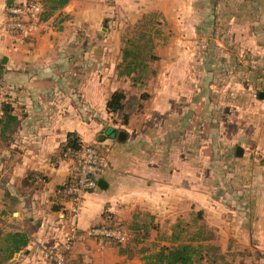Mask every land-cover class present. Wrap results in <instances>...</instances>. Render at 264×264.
<instances>
[{"label": "crops", "instance_id": "crops-1", "mask_svg": "<svg viewBox=\"0 0 264 264\" xmlns=\"http://www.w3.org/2000/svg\"><path fill=\"white\" fill-rule=\"evenodd\" d=\"M5 1L17 0H0V106L10 103L17 123L0 135V228L30 241L0 264H51L72 229L70 260L144 264L165 244L159 234L199 211L215 233L234 227V241L262 246L264 0H70L21 46L4 31ZM153 11L164 20L156 73L135 83L117 70L124 30ZM117 90L125 109L111 113ZM70 132L105 166L77 216L66 198L76 159L62 153ZM135 219L150 223L139 243L81 236Z\"/></svg>", "mask_w": 264, "mask_h": 264}, {"label": "trees", "instance_id": "trees-1", "mask_svg": "<svg viewBox=\"0 0 264 264\" xmlns=\"http://www.w3.org/2000/svg\"><path fill=\"white\" fill-rule=\"evenodd\" d=\"M36 1L32 0L31 2ZM43 10L40 13V20L50 17L55 11L63 8L70 0H39ZM163 17L159 12L153 11L144 14L137 23L131 27L130 31L124 33L122 60L117 66L119 76L130 77L135 83H144L156 72L152 64L158 59L154 52L156 40L164 36ZM128 28V27H127ZM128 33V34H127ZM144 97V95H143ZM126 94L123 90L115 91L107 102V110L117 113L125 109ZM0 135L5 138V133L12 131L17 123V118L13 115V107L10 103L1 104ZM129 115H124V123H127ZM83 149L81 137L76 132H70L66 143L62 146V153L71 152L74 154L75 162ZM193 221L179 219L172 227L171 234L161 236V239L168 241L157 250L145 256L144 264H196V257L203 249L213 247L208 245V241L214 237V231L205 224H200L203 220L201 211L193 214ZM118 224L128 235L125 244L139 243L148 236V226L136 219L130 223L129 227L122 222L110 221L106 224L113 226ZM194 227V228H192ZM143 230V231H142ZM30 241L28 233L24 231H12L3 233L0 228V259L6 261L15 253L25 248ZM109 244L116 246L123 245L117 240H109Z\"/></svg>", "mask_w": 264, "mask_h": 264}, {"label": "built area", "instance_id": "built-area-1", "mask_svg": "<svg viewBox=\"0 0 264 264\" xmlns=\"http://www.w3.org/2000/svg\"><path fill=\"white\" fill-rule=\"evenodd\" d=\"M31 12V28L36 25L37 20L40 18V13L43 10L42 4L39 0L31 2L28 7ZM14 13H18V10ZM6 26L11 30H19L23 32L27 25L23 19L10 20ZM1 106H0V118H1ZM105 166L103 164L102 155L98 149L93 145H85L77 158L76 163L71 169L73 175V183L66 190V198L69 203V208L74 216H77L80 204L83 201L85 195L98 188V181L103 172ZM82 238L96 239L100 242H106L109 240H118L125 243L128 240V235L125 230L118 224L109 225H94L87 228L82 233ZM80 237V236H78ZM74 229L72 233L67 237L65 243L53 251L47 254V258L51 264H80L73 260H70L67 256V252L71 243L78 238Z\"/></svg>", "mask_w": 264, "mask_h": 264}, {"label": "rangeland", "instance_id": "rangeland-1", "mask_svg": "<svg viewBox=\"0 0 264 264\" xmlns=\"http://www.w3.org/2000/svg\"><path fill=\"white\" fill-rule=\"evenodd\" d=\"M14 2L15 1L12 2V6H7V3L5 1V7L8 9L10 15L5 20V24H3V27L4 31H7L8 33H6L9 34L14 40V43H16L15 45L21 46L26 43V38H29V36L31 37V12L30 10H28L29 5L31 4V0H17L15 3ZM17 10L18 13H14ZM17 17L19 19H23L24 23L27 25V28L23 32H19V30L16 29L11 30L6 27L8 25L7 23L12 20V18L16 19ZM127 27L128 28L124 30V33L126 31H130L132 25ZM214 154L215 153H213V155ZM193 216L185 217V221L192 222L194 219ZM200 224H202V222ZM213 234L214 237L211 238L208 243H206L213 247H207L203 249L201 254L196 257V264H264V236L262 237L263 240H261L263 241V243H261L262 246L255 247V245L251 244L248 241V238H244L241 241L237 240L238 242L236 240L234 241L232 239L236 236L234 227H226L219 233L214 232ZM158 236L166 235L159 234ZM163 241L165 242V244L168 243V241L165 239H163Z\"/></svg>", "mask_w": 264, "mask_h": 264}, {"label": "water", "instance_id": "water-1", "mask_svg": "<svg viewBox=\"0 0 264 264\" xmlns=\"http://www.w3.org/2000/svg\"><path fill=\"white\" fill-rule=\"evenodd\" d=\"M260 97L264 98V92H260ZM123 136H124V133L123 132L119 134V138L120 139H122ZM237 153H238V155H241V153H242L241 147H238L237 148ZM101 185H102V182H101Z\"/></svg>", "mask_w": 264, "mask_h": 264}]
</instances>
